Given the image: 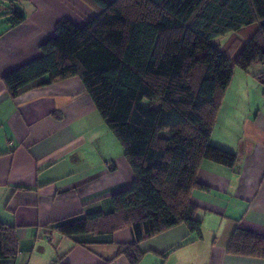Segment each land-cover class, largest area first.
<instances>
[{"label":"trees","instance_id":"16d2710c","mask_svg":"<svg viewBox=\"0 0 264 264\" xmlns=\"http://www.w3.org/2000/svg\"><path fill=\"white\" fill-rule=\"evenodd\" d=\"M82 1L95 16L82 27L57 22L40 56L2 82L17 98L79 79L121 147L132 182L112 195L110 212L91 211L55 230L76 238L129 228L133 243L118 253L137 264L138 243L177 225L201 237L190 196L207 190L197 180L203 161L237 165L236 154L213 145L211 134L235 68L248 72L259 65L264 97V0ZM24 21L19 8L6 15L11 28ZM227 251L264 259V238L237 230ZM17 252L15 229L0 223V263Z\"/></svg>","mask_w":264,"mask_h":264},{"label":"crops","instance_id":"0c3cea01","mask_svg":"<svg viewBox=\"0 0 264 264\" xmlns=\"http://www.w3.org/2000/svg\"><path fill=\"white\" fill-rule=\"evenodd\" d=\"M25 21L0 19V223L15 229L18 252L0 264H129L119 246L133 243L129 228L109 235L61 236L55 227L91 211L108 213L111 197L127 189L132 173L122 157L95 147L101 117L77 78L11 98L3 78L40 56L60 20L78 27L95 16L82 0H14ZM111 3L113 0H102ZM235 70L216 114L211 143L235 153L228 169L203 161L191 203L201 237L177 225L136 246L137 264H264L232 255V235L264 238V97L256 74ZM90 119L94 121L90 123ZM108 137V136H107Z\"/></svg>","mask_w":264,"mask_h":264},{"label":"rangeland","instance_id":"374dc122","mask_svg":"<svg viewBox=\"0 0 264 264\" xmlns=\"http://www.w3.org/2000/svg\"><path fill=\"white\" fill-rule=\"evenodd\" d=\"M12 7L18 9V5L15 4L14 0H0V19H2L3 24L4 22H6V15L10 13ZM222 41L220 39V42ZM235 70L238 69L235 68ZM143 104L146 105L145 102ZM90 120V123L93 124L94 121L92 119ZM93 130L96 134L97 141L93 145L95 147L108 151V153L113 157L114 163L120 165V163H118V160L122 157V149L116 139L107 131L103 121H101L100 128H97L95 126L93 127Z\"/></svg>","mask_w":264,"mask_h":264},{"label":"built area","instance_id":"2783aa9c","mask_svg":"<svg viewBox=\"0 0 264 264\" xmlns=\"http://www.w3.org/2000/svg\"><path fill=\"white\" fill-rule=\"evenodd\" d=\"M261 78L264 80V64L261 67Z\"/></svg>","mask_w":264,"mask_h":264}]
</instances>
